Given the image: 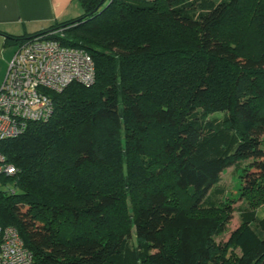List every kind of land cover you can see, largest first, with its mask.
<instances>
[{"label": "trees", "instance_id": "1", "mask_svg": "<svg viewBox=\"0 0 264 264\" xmlns=\"http://www.w3.org/2000/svg\"><path fill=\"white\" fill-rule=\"evenodd\" d=\"M78 2L5 35L53 31L94 76L0 140V226L34 264H264V0ZM230 166L245 204L218 242L233 208L211 192Z\"/></svg>", "mask_w": 264, "mask_h": 264}, {"label": "built area", "instance_id": "2", "mask_svg": "<svg viewBox=\"0 0 264 264\" xmlns=\"http://www.w3.org/2000/svg\"><path fill=\"white\" fill-rule=\"evenodd\" d=\"M53 34L48 31L16 44L0 84V140L19 135L28 121H45L53 109L51 92H59L71 82H92L90 55L64 45ZM57 34L62 36V32ZM1 172L12 174L14 167L0 154ZM0 264H34L12 226H0Z\"/></svg>", "mask_w": 264, "mask_h": 264}, {"label": "crops", "instance_id": "3", "mask_svg": "<svg viewBox=\"0 0 264 264\" xmlns=\"http://www.w3.org/2000/svg\"><path fill=\"white\" fill-rule=\"evenodd\" d=\"M80 13L78 0H0V53L7 45L16 46L5 35L27 36ZM10 58L0 59V77H4Z\"/></svg>", "mask_w": 264, "mask_h": 264}, {"label": "rangeland", "instance_id": "4", "mask_svg": "<svg viewBox=\"0 0 264 264\" xmlns=\"http://www.w3.org/2000/svg\"><path fill=\"white\" fill-rule=\"evenodd\" d=\"M14 45L10 44L4 47V51L0 53V59L5 57H11ZM1 68V62H0ZM3 77H0V84L2 82ZM218 115V114H214ZM240 186L241 181L239 177V169L234 168L232 166L227 167L220 173V179L217 183V187L214 191L211 192V198L215 200V202H225L231 203L233 211L231 216L226 224V231L216 237V241H225L231 232L236 226H238L240 222L239 212L241 211L240 207L244 206L243 200L240 197ZM258 216H262L264 214V204L260 205L257 208Z\"/></svg>", "mask_w": 264, "mask_h": 264}]
</instances>
